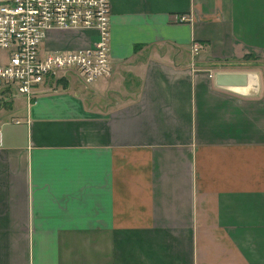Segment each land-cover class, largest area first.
<instances>
[{
    "label": "crops",
    "instance_id": "obj_1",
    "mask_svg": "<svg viewBox=\"0 0 264 264\" xmlns=\"http://www.w3.org/2000/svg\"><path fill=\"white\" fill-rule=\"evenodd\" d=\"M109 44L0 104V264H264V0H110Z\"/></svg>",
    "mask_w": 264,
    "mask_h": 264
},
{
    "label": "built area",
    "instance_id": "obj_2",
    "mask_svg": "<svg viewBox=\"0 0 264 264\" xmlns=\"http://www.w3.org/2000/svg\"><path fill=\"white\" fill-rule=\"evenodd\" d=\"M53 30H95L98 40L92 47L42 56L40 45ZM109 39L110 0H0V98L9 101L16 91L32 102L46 77L68 68L77 69L86 82L109 77ZM192 49L197 53L198 44Z\"/></svg>",
    "mask_w": 264,
    "mask_h": 264
},
{
    "label": "water",
    "instance_id": "obj_3",
    "mask_svg": "<svg viewBox=\"0 0 264 264\" xmlns=\"http://www.w3.org/2000/svg\"><path fill=\"white\" fill-rule=\"evenodd\" d=\"M251 76L246 72H218L215 75L218 85L240 88H247L249 86Z\"/></svg>",
    "mask_w": 264,
    "mask_h": 264
},
{
    "label": "rangeland",
    "instance_id": "obj_4",
    "mask_svg": "<svg viewBox=\"0 0 264 264\" xmlns=\"http://www.w3.org/2000/svg\"><path fill=\"white\" fill-rule=\"evenodd\" d=\"M1 56H3V53L1 54ZM1 59H2V58H1ZM15 94H16V91L13 92V98H11L9 101H5V99L0 98V104H2V103L13 102V101L15 100V98H16V96H14Z\"/></svg>",
    "mask_w": 264,
    "mask_h": 264
}]
</instances>
